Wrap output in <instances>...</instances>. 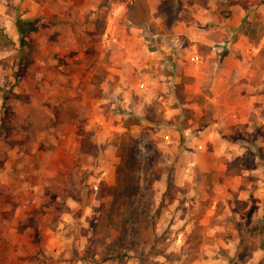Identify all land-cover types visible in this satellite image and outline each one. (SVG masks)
<instances>
[{
    "label": "rangeland",
    "instance_id": "1",
    "mask_svg": "<svg viewBox=\"0 0 264 264\" xmlns=\"http://www.w3.org/2000/svg\"><path fill=\"white\" fill-rule=\"evenodd\" d=\"M119 4L53 26L0 0V264H264V124L228 129L239 98L218 103L212 80L250 40L264 59V0H148L144 27Z\"/></svg>",
    "mask_w": 264,
    "mask_h": 264
},
{
    "label": "crops",
    "instance_id": "2",
    "mask_svg": "<svg viewBox=\"0 0 264 264\" xmlns=\"http://www.w3.org/2000/svg\"><path fill=\"white\" fill-rule=\"evenodd\" d=\"M34 1H37V9L39 10L38 13L36 12V16L45 17L41 19L50 20V23H52L51 25L53 26L59 23L62 19L71 18L72 13H76V11L74 12L73 10L76 8L75 5L77 3H79V7H81L79 11L82 12L89 7H96V5L100 2V0ZM39 17H34L36 19H31L36 26H38V22L40 21ZM70 23L74 22L72 21ZM231 23L237 24L238 22L234 18H228L225 25ZM225 29H227V27H225ZM73 30L74 29L71 30L70 28V30H68L66 28V31H63L66 34L68 31L72 32ZM35 32L36 31H32L31 33L35 34ZM25 38L29 40L28 36H26ZM36 38L37 37L32 36L33 40H35ZM65 38L66 37H61V41ZM250 43V46L242 47V54L244 58H235L232 56L226 58L222 64L223 69L221 70V74L212 79L213 83H218L219 86L221 83H223L222 88H215V91H213V97L218 103L222 104L224 100V104H226V100L228 101L230 100V98L232 100L234 97L239 98L237 103L230 102V105L228 106L229 109L227 111L230 112L229 117L232 120L231 123L226 125L230 130L233 129V127L231 126L232 123L238 124L237 122H243L242 126L245 125L247 129H254L253 117L255 118V121L258 122V125L264 124V59L262 57H257L258 52L263 44L260 43L257 45L254 41L252 43V40H250ZM235 53H238V51L234 52V54ZM48 58L49 60H51L50 56ZM49 62L50 61H48V63ZM251 123H253V125H251L250 128ZM216 124H218V122ZM1 136H4V134ZM253 172L252 174H254ZM261 182L262 180L258 179L257 181H255V184L259 185L257 191L259 193H264V186L261 185ZM226 192L229 193V190H227ZM223 205L226 206L225 210L231 209L229 202H225ZM224 213V215H227L226 211ZM221 216V214H218V217Z\"/></svg>",
    "mask_w": 264,
    "mask_h": 264
},
{
    "label": "trees",
    "instance_id": "3",
    "mask_svg": "<svg viewBox=\"0 0 264 264\" xmlns=\"http://www.w3.org/2000/svg\"><path fill=\"white\" fill-rule=\"evenodd\" d=\"M121 3L126 5V10L122 13V16L125 17L128 23L132 26L136 27H144L146 26L149 14V4L148 0H120ZM18 34L20 35L21 44H27L25 36L32 32L36 31L38 28L37 26L30 22L24 20H18L17 22ZM161 42V40H160ZM217 50V49H216ZM228 51V49H224ZM217 52L221 53L222 51ZM225 52V51H224ZM181 97L182 95L179 94ZM185 100V99H183ZM206 121L203 122L202 125H205ZM81 146H82V156L83 159L86 160L88 157H95L97 155V148L94 146L91 136L92 132L86 130L85 128L82 129L81 132Z\"/></svg>",
    "mask_w": 264,
    "mask_h": 264
},
{
    "label": "built area",
    "instance_id": "4",
    "mask_svg": "<svg viewBox=\"0 0 264 264\" xmlns=\"http://www.w3.org/2000/svg\"><path fill=\"white\" fill-rule=\"evenodd\" d=\"M126 10L125 8V4L121 3L119 5H117V7L114 9L113 12V18L116 17H120V15ZM159 35H155L154 38L152 40H157L159 37ZM103 42L104 43H110V42H116L117 37H116V26L113 24V22L111 21L110 23H108L107 27L105 28L104 32H103ZM160 39V38H159ZM162 40V39H160ZM164 44V43H163ZM231 47V42L230 41H222L219 43L217 50L218 51H224V49H229ZM189 60L192 64L195 65V67H200L202 64V56L201 54L194 49L190 56H189ZM139 88L142 90H147V81L146 80H141V82L139 83Z\"/></svg>",
    "mask_w": 264,
    "mask_h": 264
}]
</instances>
